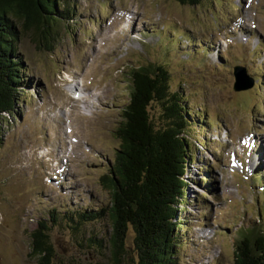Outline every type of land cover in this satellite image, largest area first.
I'll use <instances>...</instances> for the list:
<instances>
[{"label":"rangeland","instance_id":"374dc122","mask_svg":"<svg viewBox=\"0 0 264 264\" xmlns=\"http://www.w3.org/2000/svg\"><path fill=\"white\" fill-rule=\"evenodd\" d=\"M73 5L75 19L62 25L53 51L32 33L18 41L29 86L1 135L0 264H38L31 234L40 223L50 228L54 264L106 260L110 218L76 231L65 215L111 206L101 178L120 148L131 74L142 66H164L171 89L201 115L188 133L199 151L191 145L178 263L234 264L240 231L264 218V0ZM237 66L252 89L234 91ZM166 106L151 107L159 127L168 122ZM134 236L130 230L126 244L136 259Z\"/></svg>","mask_w":264,"mask_h":264},{"label":"trees","instance_id":"16d2710c","mask_svg":"<svg viewBox=\"0 0 264 264\" xmlns=\"http://www.w3.org/2000/svg\"><path fill=\"white\" fill-rule=\"evenodd\" d=\"M184 6H198L203 0H175ZM76 16L73 0H0V145L7 118L17 115V105L29 86L25 67L19 59L18 41L32 33L31 40L53 51L64 23ZM132 92L116 130L120 141L113 165L101 179L111 191V206L94 212L70 213L65 220L75 225L109 217L112 235L109 255L96 264H179L180 209L190 205L187 178L195 161L190 128H196L195 116L181 92L172 90L165 67H137L131 74ZM155 103L166 106L168 122L156 125L151 114ZM10 119V118H9ZM206 129V127L204 128ZM197 139V138H196ZM199 140V139H197ZM200 144L207 147L203 138ZM258 178V177H257ZM55 211H53L54 213ZM261 213V212H260ZM261 217L263 214L260 215ZM262 224L242 229L236 241L234 264H264V218ZM46 223L32 232V255L38 264H54V247ZM134 232L136 259L130 257L126 241ZM94 238H90L93 242ZM101 247V246H100ZM80 264V263H79ZM92 264V263H88Z\"/></svg>","mask_w":264,"mask_h":264},{"label":"water","instance_id":"95a60500","mask_svg":"<svg viewBox=\"0 0 264 264\" xmlns=\"http://www.w3.org/2000/svg\"><path fill=\"white\" fill-rule=\"evenodd\" d=\"M245 73L246 69L241 66L234 68V76L236 78V83L234 86L235 92L247 91L254 87V82L252 80L247 81Z\"/></svg>","mask_w":264,"mask_h":264},{"label":"bare ground","instance_id":"6f19581e","mask_svg":"<svg viewBox=\"0 0 264 264\" xmlns=\"http://www.w3.org/2000/svg\"><path fill=\"white\" fill-rule=\"evenodd\" d=\"M76 88H77V87H76ZM76 88H75V90H77Z\"/></svg>","mask_w":264,"mask_h":264}]
</instances>
